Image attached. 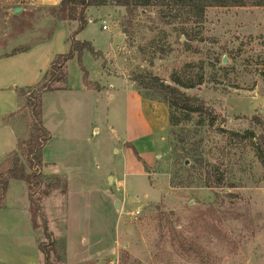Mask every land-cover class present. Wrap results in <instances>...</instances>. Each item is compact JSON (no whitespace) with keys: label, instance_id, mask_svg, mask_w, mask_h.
<instances>
[{"label":"rangeland","instance_id":"obj_1","mask_svg":"<svg viewBox=\"0 0 264 264\" xmlns=\"http://www.w3.org/2000/svg\"><path fill=\"white\" fill-rule=\"evenodd\" d=\"M41 6L39 0H0V56L47 34L52 18ZM12 7L24 15L13 16ZM87 13L76 37L103 52L96 59L85 51L82 59L90 80L104 89L84 90L73 58L67 68L72 94L42 96L44 125L52 133L45 161L53 162L44 167V180L64 175L67 193L45 195V183L30 187L11 179L0 209V260L44 264L39 244L45 243L55 264H264V168L249 141L231 157L226 187L205 186L199 171L191 178L174 164L166 104L144 100L147 91L132 81L151 69L165 78L185 59L201 62L205 83L184 91L221 111L226 129L244 132L253 115L264 119V7L209 8L191 51L181 52L176 34L159 42L173 45L166 58L148 46L163 27L155 12L152 18L136 13L130 36L122 31L124 7ZM72 27L78 22L62 24L52 45H64ZM62 110L66 118L59 117ZM19 119V135L27 137L29 119ZM194 125L187 127L194 131ZM213 134L198 137L212 141ZM15 142H0V154Z\"/></svg>","mask_w":264,"mask_h":264},{"label":"trees","instance_id":"obj_2","mask_svg":"<svg viewBox=\"0 0 264 264\" xmlns=\"http://www.w3.org/2000/svg\"><path fill=\"white\" fill-rule=\"evenodd\" d=\"M102 6L126 9L122 30L126 36L131 35L130 28L136 13L152 18L151 14L155 12L157 23L163 27L160 28L159 35H154L150 39L148 46L153 50V54L159 52V58H166L173 45L163 47L159 42L167 39L169 35L176 34L174 43L181 45V52L191 51L193 42L202 34L200 28L206 22L209 8L264 7V0H61L56 5H42L40 10H44L45 14L52 18L47 34L0 57L25 52L37 44L50 40L62 24L77 21L78 27L67 38L69 50L54 59L42 82L17 90L21 102L20 109L0 116V126H13L18 135L17 147L0 161V209L5 205L11 179L26 181L30 187H38L45 183L47 186L45 195L55 190L67 193V178L64 175L56 174L44 180L43 169L49 163L44 162L43 152L46 143L52 138V133L43 124L42 96L45 92L69 88L67 68L68 62L73 58H77L83 71L85 87L98 91L104 89L99 82L90 80L82 59L85 51H90L96 59L103 58V52L96 50L90 41H82L76 37L88 24V9ZM12 15L18 18L24 15V12ZM151 65L153 66V60ZM204 71L203 63L185 59L181 65L174 66L165 78L151 69L136 73L132 81L136 82L141 90L147 91V94L143 95L145 98L163 102L168 107L170 134L173 136L171 144L176 154L174 164L189 172L191 178L193 170L199 171L200 178L207 187L225 188L228 164L241 142L249 141L255 158L264 168V119L260 115H253L250 118V128L244 132L226 129L224 127L226 117L221 111L204 98L184 91L204 84ZM18 115L29 119L27 137L19 135L22 127L18 126L17 122L22 121L20 117L14 118ZM193 121L194 131L187 127L193 126ZM178 128L181 130H177ZM202 131L214 133V139L210 141L208 138L198 137ZM187 160L190 161L189 165H186ZM145 169L148 172L149 166L145 165ZM187 183L190 184L192 181ZM46 246L45 243L39 244L40 251L45 256L44 264H55L52 262V252ZM59 259L65 261L66 258Z\"/></svg>","mask_w":264,"mask_h":264},{"label":"crops","instance_id":"obj_3","mask_svg":"<svg viewBox=\"0 0 264 264\" xmlns=\"http://www.w3.org/2000/svg\"><path fill=\"white\" fill-rule=\"evenodd\" d=\"M60 1L61 0H39V4L56 5ZM71 22H68L67 24H71ZM74 29L76 28L72 27L70 29V33L67 34V36L65 37L63 41L64 45H61V46L60 44H58L57 46L55 44L52 45V42L55 39L53 38L55 36H53L50 40L37 44L25 52H21V53L8 56V57H0V116L7 115L11 112H15L20 109L21 102H20L17 90L22 87L33 86V85H37L42 82L46 72L51 67V64L54 61V59L59 54L66 53L69 50V44L67 42V38L71 34V31ZM57 34H59V32H57ZM58 37L59 35L57 36L56 42H58L57 40H59ZM68 87H69L68 89H59L55 91H50L49 93L59 94L57 92L64 93L68 91V94H72L70 92H73L74 88L71 87L70 85H68ZM82 88L84 90L86 89L90 90L85 87L84 83H83ZM45 93H48V92H45ZM68 96L69 95H67L66 97ZM141 97L144 100H151L143 96ZM151 101L158 102L155 100H151ZM42 108H43V105H42ZM60 116L62 118H66V115L63 110L59 114V117ZM44 123L45 122L43 118V124ZM6 140H9V142H11L10 147H12V142L15 140L16 147H17L18 135L14 127L11 125L0 126V142L4 143L6 142ZM4 148L1 151L0 157L8 154L10 151L15 149V148L14 149L10 148L11 150L6 153L8 148L6 145ZM43 158H44V162H46L45 161V148L43 152ZM46 163H53V162H46ZM1 262H4V261L0 260V263ZM4 263L7 264L8 262L7 263L4 262Z\"/></svg>","mask_w":264,"mask_h":264},{"label":"water","instance_id":"obj_4","mask_svg":"<svg viewBox=\"0 0 264 264\" xmlns=\"http://www.w3.org/2000/svg\"><path fill=\"white\" fill-rule=\"evenodd\" d=\"M22 10H23L22 7H14V8L11 9V11H12L13 13H20ZM223 61H224V62H227V61H228L227 57H225ZM189 164H190V161L187 160V161H186V165H189Z\"/></svg>","mask_w":264,"mask_h":264},{"label":"built area","instance_id":"obj_5","mask_svg":"<svg viewBox=\"0 0 264 264\" xmlns=\"http://www.w3.org/2000/svg\"><path fill=\"white\" fill-rule=\"evenodd\" d=\"M102 22H103V29H108L109 28V26H108V22H107V20H102ZM140 213V211H137V214H139Z\"/></svg>","mask_w":264,"mask_h":264}]
</instances>
